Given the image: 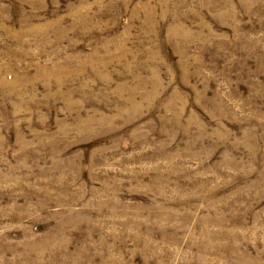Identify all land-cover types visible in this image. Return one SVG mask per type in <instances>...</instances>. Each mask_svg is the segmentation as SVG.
Here are the masks:
<instances>
[{
	"label": "rangeland",
	"instance_id": "374dc122",
	"mask_svg": "<svg viewBox=\"0 0 264 264\" xmlns=\"http://www.w3.org/2000/svg\"><path fill=\"white\" fill-rule=\"evenodd\" d=\"M0 264H264V0H0Z\"/></svg>",
	"mask_w": 264,
	"mask_h": 264
}]
</instances>
